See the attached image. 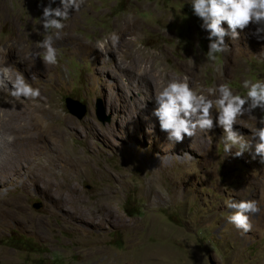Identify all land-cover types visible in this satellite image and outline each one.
Instances as JSON below:
<instances>
[{"label":"rangeland","instance_id":"1","mask_svg":"<svg viewBox=\"0 0 264 264\" xmlns=\"http://www.w3.org/2000/svg\"><path fill=\"white\" fill-rule=\"evenodd\" d=\"M48 3L0 0V68L40 89L39 98L21 99L44 106L54 135L43 139L45 153L24 163L10 186H0V210L17 207L22 215L19 223L0 221V264H264V163L248 152L224 153L218 125L175 143L151 116L155 92L173 79L199 94L226 83L241 95L244 79L264 81V40L251 35L256 25L237 41L226 36L229 51L214 66L205 55L208 32L190 0H85L55 39L57 63L46 66L37 43ZM112 33L119 36L115 47ZM27 46L34 47L31 60L22 56ZM68 99L83 104L85 114L71 112ZM261 116L257 108L234 130L251 140ZM58 145L73 156L47 192L41 175L53 166ZM61 187L76 197L65 208ZM228 200L257 201L251 231L228 221Z\"/></svg>","mask_w":264,"mask_h":264},{"label":"clouds","instance_id":"2","mask_svg":"<svg viewBox=\"0 0 264 264\" xmlns=\"http://www.w3.org/2000/svg\"><path fill=\"white\" fill-rule=\"evenodd\" d=\"M55 3L56 0H49L43 7L38 24L45 35L37 43L41 49L37 55L46 66L57 63L55 39L60 38V32L65 27L63 22L69 19L71 11H80L85 0H59V5L53 7ZM190 3L194 14L203 21L201 27L208 32L210 43L205 55L214 66L218 54L229 51L226 36L237 41L241 31L256 25L251 35L264 40V0H190ZM224 22L228 25L227 29L222 26ZM38 25L33 27L40 34ZM109 39L113 47L119 42L115 33ZM99 47L103 50V45ZM243 88L246 89L245 95L234 93L228 84L221 83L208 88L207 94H199L186 80L173 79L155 92L157 106L151 116L158 119L160 130L167 133V139L175 143H182L186 136L193 138L197 131L209 132L218 125L223 129L221 142L224 153L233 155L235 149L234 155L241 157L248 152L253 160L259 157L264 163V116L259 118V126L250 129L251 140L234 130L240 117L252 115L257 108L264 112V81L246 78ZM0 89H4L13 100L21 102V98L35 100L41 96L40 89L28 83L23 74L13 76L8 68H0ZM213 113L217 115L214 117ZM225 203L233 210L227 217L228 221L245 233L251 231L250 214L260 212L257 201L228 200Z\"/></svg>","mask_w":264,"mask_h":264},{"label":"bare ground","instance_id":"3","mask_svg":"<svg viewBox=\"0 0 264 264\" xmlns=\"http://www.w3.org/2000/svg\"><path fill=\"white\" fill-rule=\"evenodd\" d=\"M128 27H129V23H128V25L126 24L124 26V29H126ZM124 29H123V31H124ZM119 32H121V30ZM14 49H15V46H12V51ZM33 49H34V47H32V46L25 47V49L23 50L24 52L22 53L23 58L24 59L30 58V60H31V58L34 57V50ZM16 53L18 54V52H16ZM1 61H4V59H1ZM165 77L167 80L171 79L168 75H165ZM164 82H166V81H164ZM1 101H4L6 103L3 107H2V105L0 106V186L8 187L13 182L12 179H14L13 178L14 175H16L18 173L22 174L24 163L31 162L34 159L33 157L41 155L42 153H45V151H46L45 147L46 146L44 145L43 139L44 138H46V140L50 139V138L52 139L54 137V135H53V137L50 136L52 124L48 123V118H46L45 114H44V111H45L44 106H42L41 104H38L36 106L34 104L24 106L25 103H23L21 101L13 100L12 97H10L6 94L4 89H0V102ZM9 101H12V102L9 104ZM0 104H4V103H0ZM10 105H13L15 107H12ZM35 120H37L38 123H37V121L35 122ZM50 121H51V119H50ZM62 136L63 135H61L60 137H62ZM9 137H11V139H9ZM60 141H61V139H60ZM89 143H90V145H92L91 141H89ZM22 145H24L25 148H27V147L28 148L27 149H21ZM52 145L54 146V143H52V141H51L50 147H52ZM55 149L58 150L59 154L56 157V159L54 160L53 166L51 167L49 165L48 171L47 172L45 171V173L41 175L45 179L43 186H44V189L47 190V192L49 190L51 191L52 186L55 185V187H56L57 182L55 181V179L53 177L56 175L57 172L58 173L65 172V170L67 169L66 162H67L68 158L72 159L71 157L73 156L72 154H69L68 150L64 149L62 146L58 145V147ZM79 159L81 160L80 157H79ZM73 164L77 165V159H73ZM75 171H76V169H75ZM58 184H59V182H58ZM25 189L29 190L30 189L29 185H25ZM59 190H60V192H59L60 194H58L59 195L58 199L60 200L59 204H61L62 208L68 207L70 204H72V201L76 197H67L65 195V193H64L65 191L62 187ZM68 192H70V191H68ZM3 194L4 193H0V199L2 197H5V194L4 195ZM1 195H3V196H1ZM58 199H56L57 202H58ZM102 200H103V198H102ZM6 203H7V201H5V200L2 201V205L5 206ZM71 208L74 209L72 206H71ZM81 211H82V209H81ZM101 212L102 213H108L109 215L111 214V212L105 208H103V210ZM21 217H22V215L18 211L17 207L11 208L9 213H5L4 210H0V221H6V222H10V223L11 222L19 223V221H22Z\"/></svg>","mask_w":264,"mask_h":264},{"label":"water","instance_id":"4","mask_svg":"<svg viewBox=\"0 0 264 264\" xmlns=\"http://www.w3.org/2000/svg\"><path fill=\"white\" fill-rule=\"evenodd\" d=\"M82 107V111H80V113L78 112H76V110H75V107ZM67 107L70 109V111L71 112H73L74 114H77L79 117H81V116H83V114H85V112H86V108H85V106L83 105V104H80L78 101H75V100H72V99H68L67 100ZM99 108V112H101V106L100 107H98ZM101 115V113H99V116ZM101 118V117H100ZM103 118H101V120H102ZM110 119V117L108 116V117H105V119H103V121H105V120H109Z\"/></svg>","mask_w":264,"mask_h":264}]
</instances>
